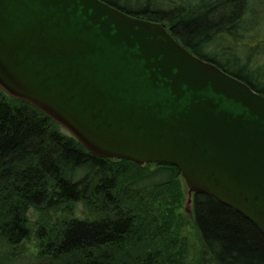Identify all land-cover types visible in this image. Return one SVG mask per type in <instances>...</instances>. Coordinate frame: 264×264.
Here are the masks:
<instances>
[{
  "label": "water",
  "instance_id": "1",
  "mask_svg": "<svg viewBox=\"0 0 264 264\" xmlns=\"http://www.w3.org/2000/svg\"><path fill=\"white\" fill-rule=\"evenodd\" d=\"M0 90L90 154L169 165L264 236V97L100 0H0Z\"/></svg>",
  "mask_w": 264,
  "mask_h": 264
},
{
  "label": "trees",
  "instance_id": "2",
  "mask_svg": "<svg viewBox=\"0 0 264 264\" xmlns=\"http://www.w3.org/2000/svg\"><path fill=\"white\" fill-rule=\"evenodd\" d=\"M163 25L197 58L264 97V0H100ZM34 107L0 90V239L26 240L30 214L47 264H188L186 186L169 165L96 157ZM86 215L76 217L75 205ZM197 264H264V236L242 215L192 194Z\"/></svg>",
  "mask_w": 264,
  "mask_h": 264
},
{
  "label": "rangeland",
  "instance_id": "3",
  "mask_svg": "<svg viewBox=\"0 0 264 264\" xmlns=\"http://www.w3.org/2000/svg\"><path fill=\"white\" fill-rule=\"evenodd\" d=\"M65 133V131H62ZM187 191V188H186ZM192 195H189L188 192L184 198V207L187 210V220H190V225L185 227L184 234L187 237L189 243L188 254L186 261L188 264H197L199 257V244L198 239L195 233V230L192 226ZM61 212L51 213L50 215L41 218L39 214L32 212L30 214L31 222V232L29 237L23 242L15 246H9L5 244L0 239V264H47L48 259L41 257L39 255V237L37 230L40 228L44 219H46L50 224H55V222L61 217ZM74 215L76 217H84L86 215L85 211L82 209L80 204L75 205Z\"/></svg>",
  "mask_w": 264,
  "mask_h": 264
}]
</instances>
